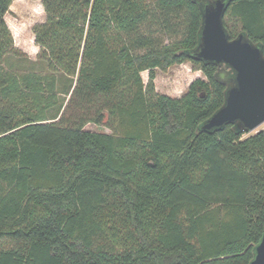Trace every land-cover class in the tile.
<instances>
[{"label": "trees", "instance_id": "trees-1", "mask_svg": "<svg viewBox=\"0 0 264 264\" xmlns=\"http://www.w3.org/2000/svg\"><path fill=\"white\" fill-rule=\"evenodd\" d=\"M12 1L0 0V264H249L264 127L201 129L232 70L192 56L199 0H41L35 59L4 20ZM222 21L264 54V0H228ZM184 61L205 78L157 92L155 69Z\"/></svg>", "mask_w": 264, "mask_h": 264}, {"label": "water", "instance_id": "water-1", "mask_svg": "<svg viewBox=\"0 0 264 264\" xmlns=\"http://www.w3.org/2000/svg\"><path fill=\"white\" fill-rule=\"evenodd\" d=\"M201 27L199 43L192 56L206 62L225 64L231 70L224 103L202 124L213 130L235 123L241 131H251L264 122V54L259 44L243 32L234 38L223 25L228 0H199ZM249 264H264V233L254 247Z\"/></svg>", "mask_w": 264, "mask_h": 264}, {"label": "rangeland", "instance_id": "rangeland-1", "mask_svg": "<svg viewBox=\"0 0 264 264\" xmlns=\"http://www.w3.org/2000/svg\"><path fill=\"white\" fill-rule=\"evenodd\" d=\"M6 17L10 22L12 21V28L15 31L17 39L16 47L25 52L29 57L36 58L37 53H31V51H35L31 35L33 26L42 22L45 18L41 0L15 1L7 11ZM164 41H169V39L166 37ZM141 77L143 82H146L148 79V70H143ZM197 77L205 78L201 70L192 68L190 61H184L173 64L164 70L156 68L153 81L157 92L178 97L186 91L189 83ZM263 127L264 122L254 130L244 132L242 137L254 134ZM85 128L110 132L108 127L94 123H87Z\"/></svg>", "mask_w": 264, "mask_h": 264}, {"label": "crops", "instance_id": "crops-1", "mask_svg": "<svg viewBox=\"0 0 264 264\" xmlns=\"http://www.w3.org/2000/svg\"><path fill=\"white\" fill-rule=\"evenodd\" d=\"M15 1H18V0H13L12 2H11V4H10V6H9V8H11V6L13 5V3L15 2ZM7 13V12H6ZM6 13L4 14V20L6 21V23H7V25H8V27H9V29H10V31H11V33H12V35H13V39H14V44H15V46H17V39H16V36H15V31H14V29L12 28V21L10 22L8 19H7V17H6ZM44 21V20H43ZM42 21V22H43ZM14 24V23H13ZM32 40H33V43H34V47H35V51H31V53L33 54H36V53H38L37 52V50H39V46L35 43V41H34V33H33V31H32ZM30 58H32V57H30ZM32 59H35V58H32Z\"/></svg>", "mask_w": 264, "mask_h": 264}]
</instances>
